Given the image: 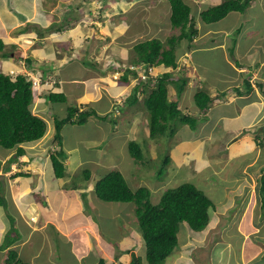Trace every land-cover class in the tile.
Returning <instances> with one entry per match:
<instances>
[{
	"label": "crops",
	"instance_id": "obj_1",
	"mask_svg": "<svg viewBox=\"0 0 264 264\" xmlns=\"http://www.w3.org/2000/svg\"><path fill=\"white\" fill-rule=\"evenodd\" d=\"M44 8L43 0H0L1 39L4 40L6 46L9 48L11 46V50L14 52L10 54L8 59L0 57V71L8 73L10 71L26 72L29 69H39L46 78L47 76L54 77L60 82L56 85L55 92H62L66 97L65 103L73 107H79V111L93 110L98 115H96L95 118L100 122L101 128H105V121L103 119H105V116L115 117V113H111L115 112L113 110L114 105L121 100L120 97L132 94L135 82L128 84L133 85L131 89L128 88V90H126L125 86H122L120 81L117 85V90L112 91L118 80L113 78L111 73L114 71H112V68H108L111 70V73L108 74L106 66L105 70H101L100 73H96V71L90 73L88 71V73L81 78H79L78 75L66 74L65 70L68 66H75L78 68L87 66L85 62L87 58L84 57V60H82L80 52H93L90 57L89 54L87 56L89 58L103 59L104 52L102 56L99 54L101 50H105L106 46L97 47L90 51V48L95 45L93 44V39H84V26H78L81 31H84L82 33L81 31H77L78 28L63 32V29H58L56 26L55 30H51L54 31L53 33H47V30H43V27L48 29L47 27H50L54 21L50 22L49 15H45L44 12L42 13ZM18 13L22 15L19 17ZM26 20L30 22H25ZM38 21L39 24H37ZM47 24L48 26H46ZM100 26L101 23L98 22L96 27L100 29ZM97 28L92 29L91 36L97 35ZM102 30L103 28L100 33ZM118 30H120V28H118ZM220 30H222V28ZM223 31H225V35H223L224 39L220 45H218L222 53L226 55L229 54L228 48L232 45V41L229 40L230 31L226 29H223ZM248 32L250 34L249 37L253 38L254 43L249 48L243 49V51L239 50V47L236 46L238 54L240 55L243 53L239 58L241 61L230 63V60L226 58V62L229 63L232 68V72L227 76L236 84L232 86L231 90L227 91H221L220 89H215V91L208 90L210 96L213 98V102L209 109H199L195 102L196 92L199 89L205 88L203 80L195 78V86L190 89L188 84L180 95H178L177 88L174 85L168 87L169 99L178 103L179 110L199 120L197 123L198 128L195 132L188 126H185L181 130L182 135L178 132V134L184 138V142L189 144L192 152H198L200 156L205 152L204 158H201V162L205 160L208 162L196 165L194 170L199 171V169H203L205 165H211L213 163L212 160L215 159L211 156L213 153H216L221 157L219 163L225 161L220 164H215L217 169L214 171V175L218 179H221L223 178L222 173L226 171L228 167V163L232 165L236 163V166L241 167L238 161L240 155L248 156V154H256L254 159L248 160L246 165L242 167L243 175H241V178L231 177L232 182L236 183L230 187L232 189L228 197L232 198V200H225L222 202L223 205H225L223 208L220 207V204L218 205V202H214L213 210L209 211L210 222L207 228L201 232H194L185 227L179 232L182 233L184 237L179 241L180 249L177 250L174 255V264H190V262H188L189 258H194L197 251L203 248L208 249L205 256L211 259L212 254L216 252V246H221L218 255L219 264H264V235H260L262 228L254 222L256 216H259V213L257 215V207L259 208L260 206L255 199L257 195L256 190L259 192L257 189V176L264 168V152L256 150L258 146L260 147L264 142V47L262 46L264 42L262 43L261 41L263 40L262 36H264V32L258 31L257 28L248 30ZM102 39L109 40V37H102ZM64 41L69 43V52L77 53V60H71V56L66 58L62 57L66 51V49H63ZM241 41L244 42L242 37ZM256 41L258 42L255 44ZM103 42L104 41H100L97 46ZM74 46L78 48V51ZM249 52H253L250 54L251 56H249ZM196 64L201 68L204 67L203 64L197 61ZM88 67L90 66L86 68ZM156 69H165L169 71L171 68L160 65L157 66ZM54 70L59 72V75H56ZM241 72L245 76L242 81L238 82L235 76H240ZM199 84H203L204 87H202V85L199 87ZM49 87L48 85L46 88L44 87L42 89V92L37 96L31 108L34 112L33 114L43 118L47 122L48 130H50L51 135H53L51 141H53L55 130L49 127L50 124L53 125V123H50V119L46 118V116L52 114V122L55 123V115L50 113L52 107L49 102L50 92L47 91ZM229 88H231V86H229ZM186 92H190L191 94V99L188 102H185ZM141 97L142 96H140V98ZM84 104L85 106H83ZM138 104L139 103H136V105ZM136 105L129 106L126 111L130 113L129 115L132 119H123V121L127 123L130 130L140 133V131L148 128V124L146 127L144 120L137 121V119L140 118V113L143 111L136 114L134 110ZM91 117L93 116L90 115V119ZM101 117H103V119ZM109 132L108 136L103 138V143L100 142L104 144V146L109 142L124 139L117 129H109ZM48 141H45L43 145L39 143L40 141L24 145L26 153L16 164H19V169L23 175L27 176H20L14 180L8 179V187L6 186L5 188L6 192L8 191L7 196L12 198L10 201L15 205V215L20 218L17 225L18 232L22 231L23 234L29 232L28 234H31V232L39 229L44 231L46 229H52L49 226V224H51L56 230L41 236L42 242L39 250H41L42 246L53 244V239H55L56 247L63 243H68L66 246H70L72 245L70 241H81L82 245L84 244L86 246V251L80 253L79 247L72 250L73 254L78 257V259H72L76 264H103L102 262H104V264H127L130 261L126 256L128 252H126V254L123 253L127 248L116 253L111 248V245L109 246L101 242L100 230L93 223L89 215L90 212L83 206V190H81V188H87V198L90 199L91 202L94 194L91 192L93 189L91 182L90 184L85 183V186L80 189L75 190L71 188V191L68 192L66 185L70 182V179L74 178L73 175L75 172L66 175V177L62 179H56L54 175H49L52 172V163L50 159L47 158L46 154L53 144L51 141L48 143ZM126 142L127 140L124 139V144ZM115 145L116 144L113 146ZM210 147L213 148L211 149ZM222 150L227 153L226 159L222 158ZM209 151L211 153H206ZM255 151L257 152L255 153ZM2 152L0 149V158H2L3 167L4 161L12 156V151ZM193 158L200 159L194 152L190 155V159ZM175 161L177 162L178 160L175 159ZM188 162L189 161H181V163H185V165H187ZM66 164L69 165V160H66ZM206 170L208 171L209 169L207 168ZM196 171L194 174L195 176L197 174ZM246 175H248L249 178H247ZM33 177L34 180L32 179ZM228 177L229 176H227V178ZM214 183H216V181L213 182V184ZM18 184L20 187L16 188ZM94 184L96 183L94 182ZM207 184L208 183H205L203 186L204 189H206L205 191L213 185ZM37 189H39L41 195H44L45 201L48 202L49 206H52V202L50 201V192H48V190L55 189V192L51 193L56 194V197L59 199L58 205L50 209L44 208L45 206H42L40 203V198L36 200L34 198L33 192H38ZM22 196H27L24 201L19 199V197ZM243 197H248L246 206H244L242 202H238V199ZM235 205L237 208L234 211H230ZM23 207L26 209L23 210ZM72 207L76 210L74 213L70 212ZM258 210L261 212V208ZM92 211L94 212L95 209ZM132 212L133 215L130 213L129 219L132 223L134 222L133 228L128 234L129 238H123V241L141 238V235L137 231V223L135 222L137 221L135 217V206H133ZM24 214L25 216H23ZM245 218L250 221L251 227L245 228L244 223H242L237 225L236 231H233L234 224L232 221ZM30 219H33L34 222L31 223ZM35 221H37V223H35ZM8 227V222H4L3 210L0 209V244L8 231ZM210 228H215L214 230L219 229L220 238L218 236L208 239L210 237V232H208L211 230ZM232 232H234L235 235L238 234V241H234L232 237L227 236L228 233ZM196 236H201V238L198 239ZM121 239L122 238H120V240ZM240 240L242 242L238 244L239 253L235 256L234 247ZM26 241L27 240H19L14 244V246H21L18 252L24 261H27V259L23 257L22 250L26 247ZM114 243L115 242H113V245ZM206 244H208V246H206ZM76 245H78V243H76ZM187 247L188 249H186ZM14 248L17 249L16 247ZM38 251H35L33 254H36ZM132 252L135 251L133 250L131 253ZM189 252L191 255L188 254ZM81 254L84 256L80 257ZM116 255H119L118 260L115 258ZM85 256H90L92 261L84 263ZM221 256H224L222 260L224 262H221ZM36 257V255H32L31 259H35L33 263L37 260ZM2 259L3 255L0 251V260L2 261ZM64 261L66 262V260ZM38 263L42 264L40 261H38ZM44 263L62 264L59 258L57 262L44 261ZM197 264H201V262L197 261Z\"/></svg>",
	"mask_w": 264,
	"mask_h": 264
},
{
	"label": "rangeland",
	"instance_id": "obj_2",
	"mask_svg": "<svg viewBox=\"0 0 264 264\" xmlns=\"http://www.w3.org/2000/svg\"><path fill=\"white\" fill-rule=\"evenodd\" d=\"M68 1L69 0H64L63 2L68 3ZM254 1L252 2L250 8L246 10V12H232L218 23L207 25L202 21L200 12L210 6L220 4L221 2H223V0H186L187 4L192 9V13L197 16L196 26L199 30V34L196 40L193 42V46L191 48L188 47L187 41H184L181 44L180 51L177 52L179 68L175 70L169 69V71H172L174 74L173 78L178 77L181 74L180 69L183 68L182 66H185V71L190 80L188 83L190 89L195 86L196 81L194 79L197 78L204 81L205 88L209 91H215V89H220L221 91L231 90L232 86L236 83H234L233 80H230V77L227 76L232 72V68L230 64L226 62V58L230 60V63H236L237 61L240 62L241 60L239 58L243 53H241L239 50L243 51V49L249 48L254 43L253 38L249 37L250 34L248 30L257 28L258 31L264 32V0ZM49 2L52 5H56L53 7L48 6L46 8L48 10H46L45 15H49L50 22L54 21L58 23L59 21L64 19V27H67V23L69 22L70 18H81V22L77 23V25L84 26V31L87 32V36L91 35L93 28H97L95 24H92L93 22H102L100 27H103V30L100 33L101 29L97 28V35L95 34L97 37L93 35L92 38L93 44L95 46L91 47L90 51L96 49L97 47H104L105 45V50H101L99 54L102 56L104 52V58L95 59L92 57L89 60L85 61L90 62L95 59L96 61L100 62L99 64H96L92 67L90 66L86 68L87 66H82L78 68L75 66H68V68H66L65 70L66 74L75 76L78 75L79 78L83 77V75L88 73V71L90 73L93 71H96V73H100L101 70H105L106 61L108 60H118L122 62L123 66L130 65L131 58L133 56L132 49L135 44L140 41L152 38H159L162 41H166L168 36L174 32L170 22L171 8L167 0H112V4H109L110 2L108 0L105 3H101L100 1L96 0H77L76 2L75 0H73L67 5L68 8H63L61 5V1H58L57 3L53 1ZM74 3L75 5L69 8V6L73 5ZM63 9L68 11V16L64 17L62 15L64 14ZM43 12L44 11H42V13ZM18 14L19 17L22 15L21 13ZM29 20H26L25 22H30L31 20ZM37 24H39V21ZM46 26H48V24ZM237 27L241 31L240 33H236L237 31H239L236 29ZM43 28V30H47L45 27ZM118 28H120V30H118ZM221 28L222 30H220ZM223 29L230 31L229 40L232 41V43L236 41V46L239 47L238 51L241 53L240 55L238 54L237 49H235L234 53H229L226 55L222 53L221 49H219V45L224 39L223 35H225V31H223ZM48 32L49 31L47 30V33ZM102 37H109V40H104L102 39ZM241 37L244 42L241 41ZM262 39L263 40L261 41L263 43L264 36H262ZM100 41L104 42L100 43L99 46H97ZM64 42L65 43L63 49H66V51L64 52L62 57L66 58L71 55L75 56L76 52H69V43L67 41ZM257 42L258 41H256L255 44ZM262 46L264 47L263 44ZM74 48L78 51V48L76 46H74ZM230 52H233V48L230 49ZM92 53L93 52H80L82 60H84V57L88 59ZM252 53L253 52H249V56H251L250 54ZM88 54L89 57L87 56ZM77 56L78 55H76V57ZM72 60L77 59L73 58ZM196 61L200 64H203L204 67L201 68L200 66H197ZM119 69H121L120 66ZM55 70L54 73L56 75H59V72ZM165 71L167 70H159L153 67L152 75L160 76ZM110 73L111 70H108V74ZM111 74L116 77L118 75V72H112ZM244 76L245 75L241 72L240 76L237 75L235 77L238 82H240L242 81ZM119 82L120 80L118 79L117 84L114 86V89H111L112 91L117 90V85L119 84ZM120 83L122 86H125L126 90H128V88L131 89L133 85L132 84L126 86V84H123L122 82ZM200 85L204 87L203 84H199V87H201ZM229 86H231V88H229ZM120 98L122 99L123 96ZM190 99V92H186L185 102L190 101ZM51 100L52 99L49 98V102L52 107V111L50 113H53L55 115L54 119L62 120L67 117V108L71 105L55 101L53 102ZM126 100L127 98L123 100V103H125ZM119 101L121 102V100ZM141 103L142 101H140V103L136 105L134 109L136 114H139V112H142L144 110L143 105L142 109L140 110ZM115 105L117 106L118 103ZM83 106H85V104ZM122 109L121 112H118L115 115V117L110 116L112 115L110 114V117H107L104 120L106 126L105 128H101L100 122L95 118V113L91 114V116L93 117H91L90 119L89 116L86 122L82 125L67 122L62 126L61 143L64 151L66 152V159L69 160V165L66 164V175L75 172L73 177L76 180V182H73V179H70L71 181L66 185L68 192L71 191V188L74 189L76 185H78L79 188L85 186L84 184H81V182L86 181L83 173L85 170H87L91 175V182L93 184L96 180L103 177L111 170H119L124 175L131 188L135 190L139 187L149 188L152 192L150 200L153 204L159 203L160 199L168 189L176 188L183 182H189L184 181L185 179L193 181L198 188L203 190L209 196V198L212 199L213 202H218V205L220 204L221 208L225 207L222 202H224L225 200H232V198L228 197L230 194V190L232 189L230 187H232L236 183L232 182L231 177L233 176L234 178H241V175H243L242 167L246 165V162L248 160L254 159L256 154H248V156L240 155V159L238 158V161L241 167L236 166V163H234L235 165L228 163L226 171H222L223 178L218 179L214 175V171L217 169L215 164H220L225 161L219 163L221 157H219L218 154L213 153L211 157L215 159H211L213 162L211 165H205V167L203 169L200 168L199 171L194 170L196 168V165L206 163L208 161L205 160L204 162H201V160L204 158L203 156L205 152H203L202 156H200L198 152L193 151L196 155H198L200 159H190V155L193 153L192 149L190 148L189 144L184 142V138L180 136L182 135L181 130L183 128L179 130L180 135L177 132L175 136L173 135L172 137H163L162 139L154 141L149 136L148 128L140 131V133L130 130L129 126L123 121V119L132 118L129 115L130 113L126 112L128 109H125V111H122ZM52 117V114L46 116L47 119H50L49 122L53 123V125L50 124L49 127H51L52 129L54 128L55 130V123L52 122ZM148 117L149 116L147 112H142L140 113V118H138L137 121L144 120L147 127ZM109 129H117L121 133L122 138L126 139L127 142L124 144V139H121L120 141L116 140L115 142H109L104 146V144H102L103 138L108 136V134L110 133ZM52 136L53 135H51V131L48 130L44 138L39 140V143L43 145L45 144V141L48 140V143H50V141L52 140ZM130 141H135L136 143L141 145L145 160L143 159L142 161H138L130 155ZM51 143L56 144V142L53 141H51ZM114 144L116 145L113 146ZM148 148H154L152 150V153L156 156V159L154 161L147 162L146 156L151 153L148 152ZM256 150L264 152V142L262 143V145H260V147L258 146ZM2 151L4 150L1 149V152ZM256 152L257 151H255V153ZM206 153L209 154L211 152L209 151ZM169 156L171 157V159L168 160L167 164L163 163V160H166ZM222 156L223 159H226L227 157V153L224 150H222ZM173 157L180 162H176ZM181 161L189 162L187 163V165H185V163H181ZM51 168L53 169V167ZM207 168L210 171H207ZM159 169L162 171L160 175L157 174ZM194 171L197 172L196 176L194 175ZM49 175L53 176V171ZM227 176L229 177L227 178ZM32 179L34 180V177ZM215 181L216 183L213 184V182ZM205 183L213 185L209 189H207V191H205L206 189H203ZM48 192H50L49 196L50 201L52 202V206L46 208L50 209L58 205L59 199L56 197V194L51 193H54L55 189H50L48 190ZM256 192L257 195L255 196V199L257 200V204H260V191L258 192L256 190ZM247 199L248 197L239 198L238 202H242L243 205L246 206ZM40 203L42 205H45L44 195L42 196ZM82 203L83 206L86 207V210L90 212L89 215L93 220V223L100 230L101 242H103L104 244H108L109 246L111 245V248L116 253L127 248L128 253L126 256L129 260L131 251L134 250L137 254H139L140 257H142V264H148L146 260L145 242H143V240H140L142 238H139L137 240L131 239L123 241V238H129L128 234L133 228L134 222L132 223L129 219L130 213L131 215H133V203L105 202L98 198L96 194H93L91 202L90 199H88L85 195H82ZM233 207L234 208L230 211H234L237 208L236 205ZM259 208L257 207V215L259 213V216H256L254 222L255 224L260 225L262 228L260 235H264V213L263 211L260 212V210H258ZM94 209L95 211L93 212L92 210ZM75 211L76 210L74 207H72V209L70 210L71 213H74ZM23 216H25V214ZM135 222L137 223V221ZM232 223L234 224L233 231H236L237 225L242 223H244L245 228L251 227L250 221L246 220V218L240 219L238 221H232ZM49 226L52 229H46L44 231H41V229H39L31 232V234H28L29 232L22 234V239H20V241L27 240L26 247L22 250L23 257H26L27 259L25 263L39 264L38 261H40L42 262V264H46L44 263V261L57 262L59 258L62 264H76L72 259H78V257L73 254L72 250L79 247L80 253L86 251V246L84 244L82 245L81 241H70V243H72V245L70 246H66V244L68 243H63L56 247L55 239H53V244L42 246L41 250H39L42 242L41 236L52 233L56 230L53 225L49 224ZM210 229L211 230L208 231L210 232V237L207 236L209 237L208 239L213 237L216 238L218 236L220 238L219 229ZM227 236L232 237L234 241L239 240L238 234L235 235L234 232L228 233ZM183 237L184 235L182 233H179V241L183 239ZM196 237L198 239L201 238V236ZM120 238L122 239L120 240ZM113 242H115L114 245ZM241 242L242 241L240 240L234 247L235 256H237L239 253L238 244H240ZM76 243H78V245H76ZM206 246H208V244H206ZM14 247H16L18 251H20V245ZM220 248L221 246H216V252L215 254H212L211 259L205 256L208 249L203 248L201 250H198L196 256L192 259L189 258L188 262H190V264H197V261H200L201 264H219L218 255ZM186 249H188V247ZM127 250H124L123 253L126 254ZM35 251L38 252H36V254H33ZM188 254L191 255L190 252ZM32 255L37 256V260L34 263L33 260L35 259H31ZM82 256L84 255L81 254L80 257ZM223 259L224 256H221V262H224L222 261ZM3 260H0V263H2ZM64 260H66V262ZM174 260V255L170 256L169 260H166L164 264H174ZM91 261L92 258L90 256L84 257V263H88Z\"/></svg>",
	"mask_w": 264,
	"mask_h": 264
},
{
	"label": "trees",
	"instance_id": "obj_3",
	"mask_svg": "<svg viewBox=\"0 0 264 264\" xmlns=\"http://www.w3.org/2000/svg\"><path fill=\"white\" fill-rule=\"evenodd\" d=\"M170 8V22L174 30L166 41L159 38L147 39L134 45L131 63L134 65L160 66L177 69L179 67L177 52L181 44L187 41L188 47L193 46L199 34L197 28V16L192 13L186 0H167ZM251 0H223L218 5L210 6L200 13L202 21L206 24H214L224 19L232 12L244 13L250 6ZM232 48V47H231ZM228 49L229 53L230 49ZM234 51V50H233ZM0 54L9 56L6 44L0 38ZM74 58L71 56V60ZM93 61L86 62L87 66H95ZM180 77L173 79V72H165L154 81L139 80L133 86V92L127 100L125 107L136 105L144 100L145 110L149 114V136L152 140L163 137H172L177 129L176 124H189L192 129L197 127L198 119L185 115L178 109V104L169 99V86L174 85L180 95L189 82V76L182 66ZM136 72L127 70L120 77L123 84L130 83L136 77ZM152 82L154 85L152 86ZM50 98L54 102L65 103L66 97L62 93H51ZM36 99V93L31 89V82L24 75H18L15 79L0 73V147L16 149V156L23 155L22 144L36 142L43 138L48 131L47 123L41 117L33 114L32 104ZM195 102L199 109L206 110L213 102L206 88L199 89L195 94ZM79 108L70 106L67 108V117L62 120L55 119V140L61 145V128L67 123L82 125L92 111L79 112ZM78 114L77 120L73 121ZM130 155L138 160H145L141 145L135 141L129 142ZM13 159V158H12ZM169 158L163 160L167 162ZM51 162L55 177H66V154L59 149L51 155ZM86 180L91 179L87 170L84 172ZM162 171L158 172L160 175ZM73 182L76 180L73 178ZM74 189H79L76 185ZM98 197L106 202L133 203L137 218V230L145 242L146 260L148 264H164L166 260L175 255L180 249L179 232L185 228L194 232H201L209 224V209L214 208L210 198L192 183H184L176 188L168 189L160 202L153 204L150 200L151 191L146 187L133 190L123 174L118 170H112L102 177L96 185ZM262 210L264 213V176L260 188ZM10 233L19 234L15 225V217H11ZM8 234L0 251H5L4 264H28L25 263L14 249H8L17 239ZM19 236V235H18ZM17 236V237H18ZM126 252V251H125ZM128 252V250H127ZM116 260L119 255L115 256ZM104 264V262H102ZM128 264H142V257L136 253L131 254Z\"/></svg>",
	"mask_w": 264,
	"mask_h": 264
},
{
	"label": "clouds",
	"instance_id": "obj_4",
	"mask_svg": "<svg viewBox=\"0 0 264 264\" xmlns=\"http://www.w3.org/2000/svg\"><path fill=\"white\" fill-rule=\"evenodd\" d=\"M49 1H53V2H55V3H57L58 1H61V5H62V7L63 8H68L67 7V5L70 3V2H72L73 0H69L68 1V3H64L63 1L64 0H43V2H44V6H45V8L43 9L44 10V13L46 12V10H48V9H46L48 6H50V7H53V6H56V5H52V4H50V2ZM66 1V0H65ZM77 0H75V2H76ZM96 1H100L101 3H105L107 0H96ZM110 3L109 4H112V0H108ZM254 0H251V4H250V6L252 5V2H253ZM255 2V1H254ZM75 5V3L73 4V5H71V6H69V8H71L72 6H74ZM250 6H249V8H250ZM248 10V9H247ZM202 12V11H201ZM200 12V13H201ZM246 12V11H245ZM63 13L64 14H62L64 17H66V16H68V11H66L65 9H63ZM235 13H239V12H235ZM61 15V16H62ZM81 20V18H70V20H69V22L67 23V27H64V19L63 20H61V21H59L58 23H56V22H54L47 30L49 31L48 33H53L54 31H51V30H55V26L58 28V29H63V32L64 31H67V30H73L74 28H78V25H77V23H79V22H81L80 21ZM83 21V20H82ZM84 22V21H83ZM197 22V21H196ZM99 23H101L102 24V22H99ZM218 23V22H217ZM92 24H98V21H95V22H93ZM206 24V23H205ZM215 24V23H214ZM207 25H212V24H207ZM83 27V26H82ZM103 27H100V29H102ZM57 29V30H58ZM237 30H239V28L237 27L236 28ZM77 31H81L80 30V28H78L77 29ZM37 33V32H36ZM81 33H82V31H81ZM86 33L87 32H85V33H83V35H84V39H92V37L93 36H87L86 35ZM236 33H240V30L239 31H237ZM38 34V33H37ZM38 36H39V34H38ZM42 37V36H41ZM233 48V53L235 52V49H237L236 48V41L234 42V43H232V45L229 47V48ZM228 48V49H229ZM6 50L8 51V53H9V56H6V57H3L1 54H0V57H2V58H4V59H8L9 57H10V54L12 53H14L13 52V50H11L8 46H6ZM229 52V51H228ZM75 54V53H74ZM77 54V53H76ZM76 54H75V56L74 55H71V56H73L74 57V59L76 58L77 59V57H76ZM73 59V58H72ZM90 58H88L87 60H89ZM93 62L94 63H97V64H99L100 62H98V61H96L95 59L93 60ZM238 62V61H237ZM119 66H120V68L121 69H119ZM126 65H124L123 66V64H122V62H120V61H118V60H114V59H112V60H108V61H106V70H109L108 68H112L113 70L112 71H114V73L115 72H118V75L116 76V77H114L113 76V78H115V79H119L120 80V77L122 76V75H124V73L127 71V70H131V71H133V72H136V74H137V76L136 77H134V78H130L131 79V81H130V83L131 82H137L138 83V81L141 79V80H144V81H148V80H150V79H152L153 81H154V83H155V81L157 80V78L159 77V76H153L152 75V70H153V67L154 68H156L157 66H151V67H148V66H145V65H134V64H130V65H127L126 67H125ZM182 66V65H181ZM133 67V68H132ZM118 68V69H117ZM179 68V67H178ZM172 70H175V69H173V68H171ZM180 71H182V68L180 69ZM165 72H172V71H165ZM165 72H163V73H165ZM0 73H3V74H6V75H9V76H11L13 79H15L18 75H24V76H26L27 77V79L31 82V89H32V91L34 92V93H36V98H37V96L42 92V89L45 87L46 88V86H50L48 89H47V91H49L50 93L49 94H51V93H62V92H55V87H56V85L58 84V83H60L58 80H56L54 77H52V76H47V78L42 74V72H40V70L39 69H29L28 71H26V72H16V71H10V72H8V73H4V72H2V71H0ZM162 73V74H163ZM161 74V75H162ZM143 75L144 76H146V78H143ZM160 75V76H161ZM181 75V74H180ZM180 75L178 76V77H180ZM178 77H176V78H173V79H175V80H177L178 79ZM39 82L38 83V85H35V83L34 82ZM130 83H128V84H130ZM154 83L152 82V86L154 85ZM128 84H126V85H128ZM132 91H133V89H132ZM130 96L131 95H129L128 97H126V96H123V98L121 99V102L119 101L118 102V105L116 106H114V108H113V110L115 111L114 113H115V115L118 113V112H121V109L123 108V106H125L126 105V103H127V100L130 98ZM125 98H127V100L125 101V103H123L124 101V99ZM140 101H142V103H141V109H142V105H143V107H144V100H141V98H140V100L138 101V103H140ZM178 104V103H177ZM76 108H79V107H76ZM125 109H128L127 107H124L123 109H122V111L123 110H125ZM178 109H179V107H178ZM209 109V108H208ZM207 110V109H206ZM87 111V110H86ZM181 111V110H180ZM79 112H84L83 110H80ZM143 112H147L146 110H145V107H144V110H143ZM96 114V113H95ZM147 114H148V112H147ZM183 114H185V113H183ZM97 115V114H96ZM185 115H189V114H185ZM90 116V115H89ZM88 116V117H89ZM98 116V115H97ZM100 116V115H99ZM148 116H149V114H148ZM189 116H191V115H189ZM77 117H78V114H76L75 115V117L73 118V121H75V120H77ZM87 117V118H88ZM102 119H103V117H101ZM107 117L105 116V119H106ZM195 118V117H194ZM43 119V118H42ZM105 119H103V120H105ZM197 119V118H196ZM149 117H148V133H149ZM199 121V120H198ZM47 123V122H46ZM48 126V125H47ZM176 126H177V129H176V132H175V134H174V136L177 134V132H179V130L180 129H182V128H184L185 126H188L193 132H195L196 130H197V128H198V124H197V127L195 128V129H192L191 127H190V125L189 124H180L179 122L176 124ZM55 134H56V128H55ZM55 134H54V139H53V142H56V144H53V146L51 147V149H49V152L46 154L47 155V158L48 159H50V161H51V155L52 154H54L56 151H58L59 149H63V146H62V143H61V145H59V143H58V141H56L55 140ZM44 138V137H43ZM42 139V138H41ZM158 140V139H157ZM157 140H154V141H157ZM39 141V140H38ZM32 143V142H31ZM24 145L25 144H22L21 145V147L24 149ZM262 145V144H261ZM1 149H3L4 151H12V156L7 160H5L4 161V166L2 167V158H0V209H2L3 210V213H4V222L6 221V223L8 222V224H9V227H8V231H7V233L5 234V236H4V238H3V241H2V243L0 244V246L3 244V242H4V240H5V237L10 233V229H11V217L13 218V216L15 217V225H16V227H17V225H18V221H19V216H17V215H15V213H14V211H15V208H14V204H13V202L12 201H10V200H12V198L11 197H8L7 196V194H8V191L6 192V190H5V188H6V186L8 187V179H10V180H14L15 178H17V177H20V176H27V175H23V173L20 171V169H19V164H16V162H18L19 161V159L22 157V156H24V154L26 153H24L23 155H20V156H16V149H5V148H3V147H0ZM142 148V147H141ZM150 149H151V151H150ZM154 148H148L147 150H148V152H151V153H149L147 156H146V158H147V162H151V161H154L155 159H156V156L152 153ZM64 150V149H63ZM24 151H25V149H24ZM142 151H143V149H142ZM65 152V151H64ZM66 153V152H65ZM144 154V153H143ZM157 154V153H156ZM13 158V159H12ZM169 158V160L171 159V157L169 156L168 157ZM67 160V159H66ZM167 162H168V160H167ZM167 162H165V164H167ZM52 163V162H51ZM164 163V162H163ZM51 167H53L52 165H51ZM52 171H53V173H54V170L52 169ZM112 171V170H111ZM119 171V170H118ZM160 171V169L158 170V172ZM195 172V171H194ZM29 174V173H28ZM158 174V173H157ZM54 176H55V174H53ZM105 176V175H104ZM103 176V177H104ZM124 176V175H123ZM158 176V175H157ZM264 176V168H263V170L258 174V176H257V178H258V185H257V189L260 191V188H261V185H262V177ZM246 177L247 178H249V176L248 175H246ZM56 178V177H55ZM102 178V177H101ZM101 178H99L98 180H96L95 181V183L96 184H93L92 182H91V179H89V181H84V182H81V184H85V183H89L90 184V182H91V184L93 185V189L91 190V192H93L94 194H96L97 195V192H96V185H97V182L101 179ZM57 179V178H56ZM72 180V179H71ZM70 180V181H71ZM184 181H189V182H183L182 184H184V183H192V184H194L195 185V183L193 182V181H190V180H188V179H185ZM182 184H180V185H182ZM179 185V186H180ZM130 186V185H129ZM196 186V185H195ZM20 187V185L18 184L17 186H16V188H19ZM178 187V186H177ZM197 187V186H196ZM81 188V187H80ZM79 188V189H80ZM140 188V187H139ZM147 188V187H146ZM198 188V187H197ZM86 189V190H85ZM85 189H82L81 188V190H83V194L82 195H85L86 197H87V195H88V193H87V188H85ZM133 189V188H132ZM138 189V188H137ZM149 189V188H148ZM198 189H200V188H198ZM203 189H204V187H203ZM38 190V192H33V194H34V198H35V200L36 199H39L40 198V200H41V198H42V196L43 195H41L40 194V192H39V189H37ZM133 190H135V189H133ZM150 190V189H149ZM201 190V189H200ZM151 191V190H150ZM201 191H203V190H201ZM204 192V191H203ZM205 193V192H204ZM206 194V193H205ZM151 195H152V192H151ZM207 195V194H206ZM28 196V195H27ZM27 196H22V197H19V199L20 200H22V201H24V199L27 197ZM98 196V195H97ZM208 196V195H207ZM262 195H261V192H260V197H261ZM99 198V197H98ZM151 199V198H150ZM161 200V199H160ZM210 200L212 201V199L210 198ZM106 202V201H105ZM114 203H123V202H114ZM212 203L214 204V202L212 201ZM26 205V204H25ZM42 205V204H41ZM42 206H45L44 208H46V207H49V204H48V202L47 201H45V205H42ZM135 206V205H134ZM260 208H261V211H263L262 210V199H261V201H260ZM26 208L25 207H23V210H25ZM210 210H213V207L212 208H210L209 209V211ZM209 217H210V214H209ZM22 218H23V216H22ZM22 218H21V220H22ZM20 220V221H21ZM30 222L31 223H33L34 222V220L33 219H30ZM210 222V221H209ZM35 223H37V221H35ZM185 227H186V225H185ZM207 228V227H206ZM17 230H18V228H17ZM192 231V230H191ZM139 233V232H138ZM11 234V236H13V237H16V241L13 243V244H11L10 245V247L8 248L9 250L10 249H14V250H16L17 252H18V250L17 249H15L13 246H14V244L16 243V242H18L20 239H22V231H19V234H15V233H10ZM140 234V233H139ZM19 235V236H18ZM18 236V237H17ZM141 238H142V240H143V237H142V235H141ZM144 242V241H143ZM146 250V249H145ZM1 252H3V258L5 259V251H1ZM132 253H136V252H132ZM131 253V254H132ZM18 254H19V252H18ZM131 254H130V260H131ZM137 254V253H136ZM138 256H139V254H137ZM19 256H20V254H19ZM173 256V255H172ZM20 258H21V256H20ZM22 259V258H21ZM3 260V259H2ZM23 260V259H22ZM168 260V259H167ZM24 261V260H23ZM25 262V261H24ZM130 262V261H129ZM128 262V263H129ZM127 263V264H128ZM148 263V262H147ZM0 264H4V260H3V262L2 263H0Z\"/></svg>",
	"mask_w": 264,
	"mask_h": 264
},
{
	"label": "built area",
	"instance_id": "obj_5",
	"mask_svg": "<svg viewBox=\"0 0 264 264\" xmlns=\"http://www.w3.org/2000/svg\"><path fill=\"white\" fill-rule=\"evenodd\" d=\"M143 78H146V76L143 75ZM34 83H35V85H38L39 82L37 81V82H34Z\"/></svg>",
	"mask_w": 264,
	"mask_h": 264
},
{
	"label": "bare ground",
	"instance_id": "obj_6",
	"mask_svg": "<svg viewBox=\"0 0 264 264\" xmlns=\"http://www.w3.org/2000/svg\"><path fill=\"white\" fill-rule=\"evenodd\" d=\"M216 76V75H215Z\"/></svg>",
	"mask_w": 264,
	"mask_h": 264
}]
</instances>
